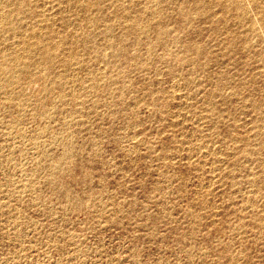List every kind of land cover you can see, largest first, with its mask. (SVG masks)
<instances>
[{"label":"rangeland","instance_id":"1","mask_svg":"<svg viewBox=\"0 0 264 264\" xmlns=\"http://www.w3.org/2000/svg\"><path fill=\"white\" fill-rule=\"evenodd\" d=\"M0 264H264V0H0Z\"/></svg>","mask_w":264,"mask_h":264},{"label":"bare ground","instance_id":"2","mask_svg":"<svg viewBox=\"0 0 264 264\" xmlns=\"http://www.w3.org/2000/svg\"><path fill=\"white\" fill-rule=\"evenodd\" d=\"M17 5H18V4H17ZM17 5H16V6H17ZM236 6H237V5H236ZM239 8H240V6H239ZM241 9H242V8H241ZM6 20H7V19H6ZM13 22H14V21H13ZM11 23H12V22H11ZM10 25H11V24H10ZM13 25H14V24H13ZM8 27H10V26H8ZM14 31H15V30H14ZM34 35H35V34H34ZM33 37H34V36H33ZM38 37H39V36H38ZM41 37H42V35L40 36V38H41ZM34 38H35V37H34ZM28 40H29V39H28ZM43 40H44V39H43ZM44 41H45V40H44ZM27 43H28V42H27ZM29 43H30V42H29ZM41 43H42V42H41ZM41 43H40V44H41ZM43 44H44V43H43ZM36 45H37V44H36ZM47 45H48V44H47ZM31 46H32V45H31ZM39 46H40V45H39ZM26 47H27V46H26ZM26 47H25V48H26ZM40 47H42V46H40ZM29 49H30V47H29ZM199 49H201V48H199ZM26 50H27V49H26ZM31 50H32V49H31ZM33 51H34V50H33ZM45 51H47V50L45 49ZM39 52H40V51H39ZM41 52H42V51H41ZM43 52H44V51H43ZM52 52H53V51H52ZM197 52H198V51H197ZM198 53H199V52H198ZM25 54H26V52H25ZM48 54L51 56V53H48ZM41 55H42V54H41ZM43 55H44V54H43ZM43 55H42V57H43ZM46 55H47V54H46ZM46 55H45V56H46ZM54 55H55V54H54ZM47 57H48V56H47ZM47 57H46V58H47ZM20 58H21V57H20ZM50 58H51V57H49L48 59H50ZM14 59H15V58H14ZM17 59H18V58H17ZM44 59H45V57H44ZM15 64H16V63H15ZM14 68L16 69V67H14ZM12 76H13V75H12ZM13 77H14V76H13ZM14 80H16V79L14 78Z\"/></svg>","mask_w":264,"mask_h":264}]
</instances>
